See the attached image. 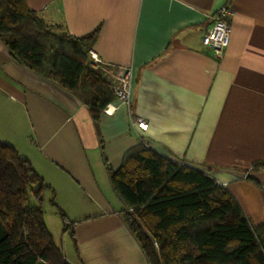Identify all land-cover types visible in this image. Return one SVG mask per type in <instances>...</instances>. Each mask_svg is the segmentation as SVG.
<instances>
[{"label": "crops", "instance_id": "obj_1", "mask_svg": "<svg viewBox=\"0 0 264 264\" xmlns=\"http://www.w3.org/2000/svg\"><path fill=\"white\" fill-rule=\"evenodd\" d=\"M24 1L57 32L93 34L86 54L108 70H132L129 107L112 99L94 121L72 91L21 65L0 37V142L47 187L43 220L69 264H149L107 172L138 143L207 172L250 224L264 221V165H251L264 162V0ZM222 6L231 31L216 56L202 36Z\"/></svg>", "mask_w": 264, "mask_h": 264}, {"label": "trees", "instance_id": "obj_2", "mask_svg": "<svg viewBox=\"0 0 264 264\" xmlns=\"http://www.w3.org/2000/svg\"><path fill=\"white\" fill-rule=\"evenodd\" d=\"M0 37L21 65L72 91L94 121L114 99L109 81L87 58L93 34L57 32L24 0H0ZM107 172L123 204L122 220L149 264H264V221L250 224L230 191L207 172L142 143ZM46 188L27 160L0 142V264H69L43 220ZM61 221L75 242L72 223L62 215Z\"/></svg>", "mask_w": 264, "mask_h": 264}, {"label": "built area", "instance_id": "obj_3", "mask_svg": "<svg viewBox=\"0 0 264 264\" xmlns=\"http://www.w3.org/2000/svg\"><path fill=\"white\" fill-rule=\"evenodd\" d=\"M231 11L225 7H220L216 12L209 16L210 25L202 36V43L209 46L214 55L221 56L228 45L231 25ZM90 64L93 69L101 71L102 75L109 81L114 99L118 102L130 105V92L132 82V70L130 67H121L116 71L108 70L94 52L89 53ZM110 103L106 104L105 111L109 110ZM130 123L133 127L141 131L147 129L146 121L139 116H132Z\"/></svg>", "mask_w": 264, "mask_h": 264}, {"label": "rangeland", "instance_id": "obj_4", "mask_svg": "<svg viewBox=\"0 0 264 264\" xmlns=\"http://www.w3.org/2000/svg\"><path fill=\"white\" fill-rule=\"evenodd\" d=\"M87 58H88V60H89V55L87 56ZM50 229H51V231H52V233H53V235H54L55 241H56V242L59 241L60 236H59V232H58V230H57V231L54 230V229L52 228V226H50ZM65 238H66L67 240H69V242H71V239H70V237H69V235H68L67 232L65 233Z\"/></svg>", "mask_w": 264, "mask_h": 264}]
</instances>
